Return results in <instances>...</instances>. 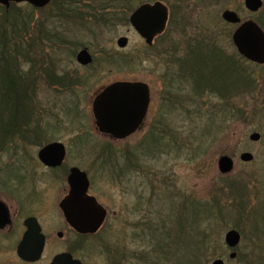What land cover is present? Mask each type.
Segmentation results:
<instances>
[{
    "label": "rangeland",
    "instance_id": "1",
    "mask_svg": "<svg viewBox=\"0 0 264 264\" xmlns=\"http://www.w3.org/2000/svg\"><path fill=\"white\" fill-rule=\"evenodd\" d=\"M155 1L167 5L175 18L155 41V49L130 24L102 22L99 13L94 14L98 0H59L44 9L0 6V19L5 15L0 24L5 20L7 27L8 15L15 17L10 33L0 28V49L6 34L10 38L6 53L21 62V80L33 83L25 104L11 95L13 110L19 109L21 116L23 109L28 121L19 117L22 121L10 129V111L0 110L8 131L0 143V189L8 183V193L0 192V199L12 215L37 216L56 239L63 226L59 203L68 192L65 173L76 166L95 176L99 201L108 212L99 236L78 253L87 264H212L219 259L225 264H264V65L240 57L231 40L237 26L222 19L229 10L242 23L257 22L264 17V0L255 14L246 9L245 0H182L175 10L171 8L175 0L151 3ZM123 37L128 39L126 48L117 44ZM189 41L205 47L215 43L225 56L235 57L248 76L246 83L232 84L224 96L209 90L198 93L191 80L184 84L174 80L156 55L177 43L180 52L173 59L180 60ZM16 42L23 52L20 57L13 52ZM83 49L94 60L88 67L76 61ZM171 66L176 69L174 61ZM214 75L210 72L209 77ZM167 79L175 83L171 89L169 81L171 91ZM118 81L143 82L153 91L144 128L120 142L100 134L92 115L98 92ZM250 81L253 86L247 90ZM5 98L1 91L0 109ZM166 104H176V109L169 110ZM155 126L157 134L166 137L161 151L169 153L154 157L139 146ZM162 127L171 128L178 142L174 148H168L170 137L161 134ZM256 133L260 139L252 141ZM53 142L66 147L67 158L61 170L49 172L38 153ZM97 150L101 179L94 172ZM243 153L252 154L253 161L242 162ZM224 156L234 161L229 174L219 171ZM3 168L22 184L6 182L9 176ZM31 194L37 200L28 203ZM231 230L241 235L234 250L225 243ZM53 252L50 246L46 257ZM233 252L235 260L230 259ZM1 255L6 264H24L11 249Z\"/></svg>",
    "mask_w": 264,
    "mask_h": 264
},
{
    "label": "water",
    "instance_id": "2",
    "mask_svg": "<svg viewBox=\"0 0 264 264\" xmlns=\"http://www.w3.org/2000/svg\"><path fill=\"white\" fill-rule=\"evenodd\" d=\"M52 0H0V5L9 8L12 4L28 3L31 6L43 9ZM245 7L252 13H258L263 7V0H245ZM222 18L232 25L240 24L239 16L232 11H225ZM169 21V9L161 3H147L138 7L129 18L131 26L143 38L148 46H152L155 38L163 34ZM232 40L238 53L247 60L264 64V31L254 21L241 24L233 33ZM120 48H126L128 39L118 40ZM77 62L82 66L92 63L88 50H82L77 55ZM151 101L150 88L142 82H118L106 87L93 102V115L98 131L103 135L111 136L115 140H125L139 131L148 113ZM250 139L258 141L259 134H253ZM64 145L54 143L42 149L38 155L39 160L47 167H60L65 159ZM254 156L243 153L242 162L253 161ZM219 171L229 174L234 168L231 158L224 156L218 162ZM69 194L61 201L60 209L66 221L81 234H94L105 223L107 211L98 204L95 198L88 195L89 181L87 175L77 168L71 170L68 179ZM10 212L7 205L0 201V227L9 223ZM28 228L18 248V256L25 262L38 261L45 248V236L36 219L26 221ZM240 234L230 231L226 235V243L235 248L240 242ZM236 254H232L234 258ZM52 264H81L74 260L70 254L57 256ZM213 264H224L217 260Z\"/></svg>",
    "mask_w": 264,
    "mask_h": 264
},
{
    "label": "trees",
    "instance_id": "3",
    "mask_svg": "<svg viewBox=\"0 0 264 264\" xmlns=\"http://www.w3.org/2000/svg\"><path fill=\"white\" fill-rule=\"evenodd\" d=\"M58 1L59 0H54L53 2L58 3ZM151 1L152 0H98L97 10L94 12V14L99 13L101 21L107 24L113 23L116 25L118 21H124L126 24H129V14L132 13L133 10L143 2L145 3ZM182 3H184L182 0H175L176 5H172L171 8L173 10H175L177 6L181 8V6L183 5ZM123 11L127 12L126 16L122 14ZM4 18L5 15L1 19ZM171 18L172 20L175 19L173 14L171 15ZM14 20L15 17H13L12 14L8 15L6 19L7 27L4 20L0 24V28H4L5 31L7 30L8 33H10L9 27L12 25H10V22ZM257 22L264 29V17L259 18ZM2 38H5L6 43L4 42V48L0 49V92L2 91L3 93H6V98L4 100H1L2 106L0 110H4L5 112L10 111V118L13 122L11 123L12 126L10 127V129H14V127L18 125V121L22 119L23 122H26L29 118L28 114L23 111V109H21L22 115L19 116L18 106L20 104H17L18 110H13L12 104H15V98L11 99V95L17 97L18 101L20 99L23 100L25 104L26 99H29V94L26 93L30 92V87H32L33 83H31L29 80H21V62H18L17 64L16 59H14L15 56L12 54V52L6 53L8 50L7 46L8 42H10V38H6V34H4ZM193 43H191L190 41L187 42L185 55L183 56L184 58H181L180 60L173 59V57H175L176 54L180 52L177 49V43L166 49V53H157L156 56L163 58L162 62L164 63V65H166L167 70L170 71V74L168 75L172 76L174 80L177 78V82H182L181 84L187 83L189 80H191L194 82L198 93H200L201 91L205 92L209 90L210 93H217L219 95H224L227 88H229L232 84H239V82L242 83L241 80H244V83H246L248 76L244 70L239 69V65L238 62L235 61V57L227 55L225 56L224 53L217 48L215 43H211L210 46L207 47H205L206 45L202 44L203 42H197L196 44ZM20 46L21 45H18L16 42V49H14V51L12 50L13 52L17 53L16 55H19V57L22 55L21 53H23ZM187 56L189 57L185 58ZM173 61L176 65V69L170 70ZM49 71L50 70H47L48 74H50ZM210 72H214L215 75L209 77ZM223 77H225L226 79ZM3 78L6 80V84H4V82L2 81ZM167 80L168 85L166 88H169L170 81V86L172 89L173 85L175 84H173L174 81L171 79ZM57 82L59 81L57 80ZM251 86H253L252 81H250L249 84H246V88L248 87L247 90H249ZM168 90L171 91L170 89ZM21 93L23 94L21 95ZM166 106L169 110L176 109V104H166ZM4 111H1V113ZM19 117H21L20 120ZM23 122L20 123V125L22 124L21 128L24 125ZM156 128L158 129V127L155 126L154 132L151 133V136L148 139L146 138V140L139 146V149H141V151L145 153V155L155 157L160 153H169V151H161V144L166 140V137L159 136L160 134H157L158 132ZM7 134L8 131L4 123V117L2 118V116H0V143L5 137H7ZM161 134L170 137V139L168 140L169 143L167 144L168 148L172 149L178 144L175 136L173 135V132L171 131V128L165 129L164 127H162Z\"/></svg>",
    "mask_w": 264,
    "mask_h": 264
},
{
    "label": "flooded vegetation",
    "instance_id": "4",
    "mask_svg": "<svg viewBox=\"0 0 264 264\" xmlns=\"http://www.w3.org/2000/svg\"><path fill=\"white\" fill-rule=\"evenodd\" d=\"M151 90V96L153 95V91ZM152 104V98H151V103ZM150 109V108H149ZM149 115V112H148ZM41 150V149H40ZM97 154L96 160H97V166L94 170V172H98L99 178L101 179V150H97V151H93ZM66 158L67 155L64 159V163L62 166H60L59 168H49V167H45L46 170H48L49 172H56L61 170V168H63L65 162H66ZM128 167V166H126ZM72 168H78L81 171L85 172L87 175V178L89 180V190H88V195L91 197H94L99 205L101 206V202L99 201L98 198V192L96 191V182H95V176L92 175L90 172H86L84 170H82L79 167H69L66 170V182L68 180L70 171ZM5 174H7L9 171L8 169L6 170L5 168L2 169ZM10 170V169H9ZM122 172H120L121 175ZM118 174V173H117ZM8 175V174H7ZM9 176V175H8ZM9 176L5 181L7 182L8 180H19V184H22V179H18L17 177H12ZM98 178V179H99ZM96 179V180H98ZM4 184V188L0 189V192L2 193H8L6 192L7 190L5 189V187L8 186V183H3ZM68 193V192H67ZM67 195V194H66ZM64 199V198H63ZM62 199V200H63ZM37 198L33 197L32 194L28 197L27 202L30 203L31 201H36ZM0 201H4V199H0ZM6 203V202H5ZM7 204V203H6ZM60 204V203H59ZM8 205V204H7ZM9 207V206H8ZM10 210V208H9ZM59 210L60 207H59ZM11 211V210H10ZM11 213V212H10ZM61 214H62V227H61V231L56 232V239L55 237H50L49 234L46 232V230L44 229L42 222L40 221V219L35 216L34 214H20V213H16L13 214L11 213V216L9 218V223L7 224V226L5 227H0V253H2L1 257L3 258L4 255H7L8 252L10 251V249L12 251H15V253L17 254V250L19 248V245L23 239V236L27 230L26 228V221L29 218H35L39 225L41 226L42 229V233L45 236V249H44V253L41 257L40 260L35 261V262H23L24 264H51L53 259L61 254H70L72 255V257L75 260L80 261L82 264H87L86 262H84L78 255V253L80 252L81 246H86L88 244H90L89 241H91L93 238H95L96 236H99V234L101 233V228L94 234H81L79 232H77L73 227L70 226V224L66 221L65 217H64V213L61 210ZM88 242V243H86ZM50 246H53V254L49 257H46V252L48 250V248ZM237 257V255H236ZM236 257L232 260H235ZM0 264H6V260L5 261H1L0 260Z\"/></svg>",
    "mask_w": 264,
    "mask_h": 264
}]
</instances>
